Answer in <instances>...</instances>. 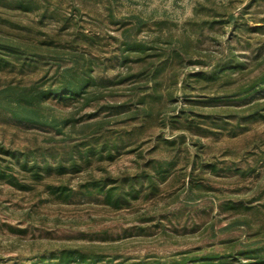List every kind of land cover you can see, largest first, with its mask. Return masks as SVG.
<instances>
[{
	"label": "rangeland",
	"instance_id": "rangeland-1",
	"mask_svg": "<svg viewBox=\"0 0 264 264\" xmlns=\"http://www.w3.org/2000/svg\"><path fill=\"white\" fill-rule=\"evenodd\" d=\"M12 1L0 0V31L33 26L43 39L61 29V38L70 37L69 30L96 34L94 48L85 42L79 48L96 60V74L106 82L90 105L50 101L46 114L60 130L0 111L2 150L41 154L79 144L101 126L102 134L110 130L123 135L139 126L140 120L131 118L137 116L135 107L141 106L143 95L154 96L143 106L154 105L156 117L123 142L114 159L96 158L88 170L57 175L28 190L0 180V264L39 263L67 249L99 255L106 264H178L264 246V116L253 120L241 110L249 101L263 100L264 91L246 102L236 100L257 71L249 68L233 83L228 77L217 84L187 78L197 71L235 73L240 62L250 60L251 50L264 43V0H40L43 6L29 12ZM45 6L59 12L58 21L41 17ZM231 14L248 19L251 32L227 24ZM204 17L224 23L209 30L201 25ZM259 26L263 29L256 31ZM126 40L156 47V64L172 48L182 49L157 89L130 77L138 68L129 62L133 55L125 51ZM56 67L35 70L23 83L43 86ZM11 80L18 82L19 76L0 73V86ZM129 106L133 109L126 113ZM207 115L227 120L228 129H210L218 133L209 137L190 129L193 121L201 129L210 126ZM8 158L12 160L0 153L3 164ZM160 171L166 177L157 179L159 190L154 192L149 178ZM143 174L147 177L140 181ZM93 180H116L134 192L126 204L114 207L102 195L84 193L81 185ZM62 181L74 190L68 201L54 199L46 190V184ZM229 262L250 261L239 257Z\"/></svg>",
	"mask_w": 264,
	"mask_h": 264
},
{
	"label": "trees",
	"instance_id": "trees-1",
	"mask_svg": "<svg viewBox=\"0 0 264 264\" xmlns=\"http://www.w3.org/2000/svg\"><path fill=\"white\" fill-rule=\"evenodd\" d=\"M14 2L17 9H23L26 12L34 11L37 8L40 9L43 6L40 0H14ZM257 2L258 0L254 1V3ZM42 12V18L56 21L59 19V12L56 9L49 10L48 6H45ZM199 12L200 10H198V14ZM216 15L218 14L215 13L214 17ZM137 19L138 23H142L140 18L137 17ZM217 23L223 25L224 22L218 20L208 21L205 18L201 25L203 28L206 27L209 30H213ZM226 23H235L234 29L238 30V32H251L248 19H245L244 16L235 17L231 14ZM23 28L18 30L20 32L0 31V73H16L19 76L18 82L11 80L0 86V111L27 123L50 125L60 130L62 128H58L55 125L56 120L46 114V111L49 110L47 105L52 104L50 101L59 100L67 102L73 100L90 105L99 98L98 94L106 82L103 77H99L96 74V60L93 57H88L89 54L81 52L79 48L83 42L94 48L97 36L96 34H87L83 31L72 33L69 30L68 33L70 34L68 35L71 36L61 38V35L64 33L61 29L57 32L46 33L43 39L42 37L38 38L39 31L37 33L33 26H23ZM262 29L263 26H259L256 28V31H261ZM33 31L36 35L32 34ZM62 39L67 43H62ZM124 43L125 51L128 50L133 55V60L129 62L136 64L138 68V71L135 73L130 72V77L133 79H144L145 83L154 84L155 89H157V85H159L161 78L164 76L163 73L168 68L171 69L176 62V58H180L182 54L181 48H172L168 52L167 59L156 64L157 62L154 60V53L157 51L156 47L147 44V42H137L134 40H126ZM263 52L264 43H258L255 49L251 50L250 60L238 64V69L235 72L237 75H234L235 73L229 74L223 69L211 75H207L203 71H197L190 73L187 78L192 82L203 80L209 84H217L228 77L229 83H233L238 79L241 80L246 75L245 72L249 68H252V71H257V73L252 80L243 85L244 89L240 91L242 94H238L236 97V100L242 102L249 101L252 95L264 91ZM127 59L128 54L125 55V60ZM65 62L69 63V65L64 64ZM49 64L56 65L57 67L53 75L46 80L43 86H39L36 82L23 83L25 78L29 77L32 72L35 70L45 71ZM251 64L252 67H250ZM201 89H204L203 86ZM153 98L152 94L143 95L139 98L138 103L142 108L141 106L135 107L136 111L138 110L137 113L135 112L137 116L131 118L139 119V126L133 130L127 129L123 135L110 132V130L102 134L101 126L79 144L55 146L48 151H43L41 154L36 151L25 153L21 156L15 152L11 153L0 148V153L12 157V160L8 158L4 164L0 160V180L19 189L28 190L32 189V185H36L57 175L62 177L67 173L88 170L96 158L99 160L114 159L115 151H120L123 142L134 139L135 133L138 130L145 129L154 121L156 117L155 106L151 105L149 108L143 106L148 103L150 104V100H154ZM215 100L220 101L219 98ZM132 109L129 106L125 112L130 113ZM140 109H143L141 113H139ZM241 110L244 115L253 120L263 117L264 98L263 100L249 101L247 106ZM118 111L121 113L120 110ZM204 118H211L212 123L210 126L201 129L202 127L194 124L193 121V125L190 128L198 131L204 137L217 135L218 132L210 129H228L230 123L227 120H221L209 115ZM164 122L169 123V120L165 119ZM162 142L163 144H174L172 141L167 140H162ZM16 168L19 170H16ZM14 169L19 171V173H16ZM146 177L147 175L143 174L138 179L142 181ZM165 177L166 172L160 171L155 177L149 178L150 180L152 179L151 188L154 192L159 190L156 182L157 179H164ZM28 180L31 181V186L27 184ZM81 186L85 189L84 193L87 195H102L106 203L114 207L126 204L130 199V195L134 192L129 191L125 187V183L124 185H120L116 180L114 182L105 181L103 183L93 180V182L89 181L87 184ZM191 186L194 187V185ZM46 190L54 199L61 201H68L74 195L73 188L64 184L63 181L58 185L46 184ZM230 257L232 259L243 257L250 261L248 262L249 264H264V246L249 251L238 252L237 256H224L217 259L206 257L199 262L195 259H186L187 262L183 261L178 264H231L232 262H229L232 261V259L229 260ZM102 260L103 258L99 255H89L80 251L67 249L61 250L50 259L43 258L41 262H35L34 264H106ZM158 264L167 263L158 262Z\"/></svg>",
	"mask_w": 264,
	"mask_h": 264
}]
</instances>
